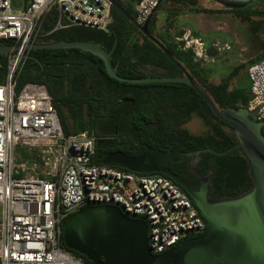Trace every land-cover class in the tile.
Segmentation results:
<instances>
[{"label": "built area", "instance_id": "built-area-1", "mask_svg": "<svg viewBox=\"0 0 264 264\" xmlns=\"http://www.w3.org/2000/svg\"><path fill=\"white\" fill-rule=\"evenodd\" d=\"M160 0H141L135 22L143 26ZM108 0H30L17 11L0 0V42L12 44L0 85V264H85L62 246L66 219L94 205L116 206L148 225L149 248L165 252L204 233L207 224L189 196L161 174H141L97 164L92 131L66 135L45 84L16 77L40 35L42 17L57 13L52 31L72 26L109 32ZM194 61H210L208 47L190 33L176 38ZM227 44L216 42L220 54ZM248 110L264 127V59L247 69Z\"/></svg>", "mask_w": 264, "mask_h": 264}, {"label": "trees", "instance_id": "trees-1", "mask_svg": "<svg viewBox=\"0 0 264 264\" xmlns=\"http://www.w3.org/2000/svg\"><path fill=\"white\" fill-rule=\"evenodd\" d=\"M30 0H12L13 8L26 7ZM135 19V7L141 0H115ZM219 1V0H215ZM168 4V20L158 41L169 51L173 59L207 92L221 111L237 112L248 109L252 100L251 88L241 87L240 78L249 81V66L264 59V42L260 44V55L246 64L234 67L220 83L209 82V71L194 61L190 50L183 51L169 35L171 17L179 15L184 8L194 7L195 0H162L151 15L149 23L155 25L156 15ZM263 6V7H262ZM262 7V8H261ZM210 14L229 15L242 23L252 25L256 33L261 23L253 18H264V0H235L222 3L220 10H203ZM113 23L108 33L95 29L72 26L52 31L56 26L57 13H46L41 20L40 35L34 45L47 46L57 43H90L100 46L110 54V65L116 74L125 79H142L141 69L152 67L167 72L173 77L177 66L152 41L144 38L140 43L135 38L140 33L116 8L111 7ZM170 16V17H169ZM183 34L180 31L177 36ZM9 42H0V47H11ZM210 57L216 56L215 49H208ZM8 54L0 55V85L7 75ZM16 91L27 82L45 84L66 135L92 131L101 138L96 143L95 162L110 152L121 151L130 155L127 143H146L148 149L166 150L169 153H188L204 149L219 153L233 150L221 157L206 156L194 169L199 176L214 173L212 180L213 198H234L253 187L247 161L236 148L234 130L220 121L210 110L203 98L190 86L181 83H153L134 85L110 78L104 63L97 56L79 49H30L21 71L16 77ZM65 108L76 120L71 128L63 121ZM75 111H71L72 109ZM185 108V109H184ZM85 109L84 113L81 112ZM192 118H198L206 128L202 134H191L185 126ZM157 123V128L151 126ZM264 136V127L262 128ZM140 150L136 154L143 152ZM185 175H191L188 159L177 166ZM185 192L183 189H181ZM136 219V218H135ZM205 221V220H204ZM204 233L195 236L202 237ZM62 246L65 248L62 238ZM66 249V248H65ZM67 250V249H66ZM85 264H92L86 257L67 250Z\"/></svg>", "mask_w": 264, "mask_h": 264}, {"label": "water", "instance_id": "water-1", "mask_svg": "<svg viewBox=\"0 0 264 264\" xmlns=\"http://www.w3.org/2000/svg\"><path fill=\"white\" fill-rule=\"evenodd\" d=\"M108 1L185 73L169 51L149 34L150 18L139 26L124 7L115 0ZM30 48H75L91 53L102 60L110 78L123 83H181L190 86L203 98L212 113L234 130L232 136L237 139L236 148L241 150L240 155L247 161L253 182L252 189L240 196L211 200L207 196L206 184L203 183L205 188L200 191H194L179 176L161 168L163 161L177 164L191 158L194 169L208 155L221 157L234 153L233 150L223 153L210 149L188 153L148 150L141 156H130L121 151L110 152L102 160L103 165L134 173L161 174L180 186L205 220L207 233L185 240L165 252L153 254L148 243V225L144 220L135 219L116 206L94 205L71 215L63 223L62 238L67 250L86 257L92 264H264V136L262 124L256 121L255 110L221 111L187 73L184 77L121 78L110 65V54L95 44L63 42L47 46L32 45ZM12 50V47H0V55L9 54ZM148 69L158 74L165 73L161 69ZM200 153L202 158L198 157ZM211 178L207 179L208 183Z\"/></svg>", "mask_w": 264, "mask_h": 264}, {"label": "rangeland", "instance_id": "rangeland-1", "mask_svg": "<svg viewBox=\"0 0 264 264\" xmlns=\"http://www.w3.org/2000/svg\"><path fill=\"white\" fill-rule=\"evenodd\" d=\"M194 7L184 8L179 15L172 16V27L169 29V35L175 43L176 38H182L184 34L190 33L204 41L208 49L213 48V44L220 42L227 44L228 49L224 52L212 56L210 61L201 64L209 71L208 79L212 84H218L228 75V73L240 64H246L248 61L260 55L259 46L264 42V18H253L254 23H261L259 30L254 33L252 25L242 23L229 15L210 14L203 10H220L222 3L233 2L235 0H195ZM14 7V6H13ZM263 7V6H262ZM261 7V8H262ZM169 5L166 4L158 11L156 15L155 30L159 34L164 32L168 14ZM18 10V8H14ZM170 17V16H169ZM182 31L183 34L178 37L177 34ZM241 87L251 88L250 81H243L240 78ZM72 109L71 111H75ZM85 109L81 112L84 113ZM63 121L69 128L76 124L72 114L65 108L63 111ZM202 121L194 118L192 122L185 126V129L191 134H202L205 130L202 127Z\"/></svg>", "mask_w": 264, "mask_h": 264}, {"label": "flooded vegetation", "instance_id": "flooded-vegetation-1", "mask_svg": "<svg viewBox=\"0 0 264 264\" xmlns=\"http://www.w3.org/2000/svg\"><path fill=\"white\" fill-rule=\"evenodd\" d=\"M139 31V30H138ZM140 32V31H139ZM148 32H149V34L152 36V37H154L156 40H158V37H159V33L158 32H156V30H155V25H151V23H149L148 24ZM135 38H137V39H139V42L141 43L143 40H144V38H146V39H148V40H150V38H148L147 36H145L143 33H137L136 35H135ZM150 41H152V40H150ZM149 67H145V68H142L141 69V72H142V75H144V78H158V77H168L167 75V72L166 71H164L165 73L164 74H158L157 72H155V71H152V70H150V69H148ZM185 73H187L186 71H185ZM185 73L184 72H182L179 68H178V71L177 72H174V74H173V77H184L185 76ZM188 74V73H187ZM157 84V83H156ZM146 85V84H145ZM185 109V108H184ZM194 118H192L187 124H189L190 122H192V120H193ZM202 123V122H201ZM151 126L152 127H154V128H157V123L156 122H152L151 123ZM202 127H203V129L204 130H206V128L204 127V124L202 123ZM126 147L129 149V150H127V152L130 154V156H136V155H132V154H136V153H138L140 150L142 151V149H144L143 150V152L142 153H140V154H138L137 156H141V155H143L146 151H148V150H151V149H148V145L146 144V143H138V144H136V145H131L130 143H127L126 144ZM203 150V149H202ZM202 150H199L198 152H200V151H202ZM205 150V149H204ZM158 151H164V152H167L166 150H158ZM195 152H197V151H195ZM128 155V154H127ZM198 157L199 158H202V154L200 153L199 155H198ZM206 158V157H205ZM204 158V159H205ZM186 159H188V162H189V164H190V166H191V175H185V174H183L182 172H179L180 170L178 169V167L177 166H180L181 164H182V162H184V160L182 161V162H180V163H172V162H170V161H163L162 163H161V168H163V169H166V170H168V171H170L171 173H173V174H175V175H177V176H179L181 179H183L188 185H190L191 186V188L194 190V191H200L201 189H203V188H205V184L207 185V189H208V191H207V196H208V198L209 199H211V200H214V198H213V189H212V180H213V178H214V176H213V174L214 173H207V174H205V175H198V174H194V169L196 168V167H198L202 162H203V160H201L200 161V163L193 169L192 168V159L191 158H186ZM185 159V160H186ZM151 174H154V173H151ZM212 177V178H211ZM209 178H211V182L210 183H208L207 182V179H209ZM203 183H204V185H203ZM208 183V184H207ZM179 188L180 189H182L180 186H179Z\"/></svg>", "mask_w": 264, "mask_h": 264}, {"label": "crops", "instance_id": "crops-1", "mask_svg": "<svg viewBox=\"0 0 264 264\" xmlns=\"http://www.w3.org/2000/svg\"><path fill=\"white\" fill-rule=\"evenodd\" d=\"M22 7H20L19 9H21Z\"/></svg>", "mask_w": 264, "mask_h": 264}]
</instances>
